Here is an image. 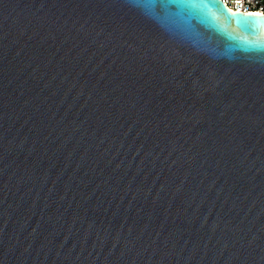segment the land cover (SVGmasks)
Masks as SVG:
<instances>
[{
	"label": "water",
	"instance_id": "95a60500",
	"mask_svg": "<svg viewBox=\"0 0 264 264\" xmlns=\"http://www.w3.org/2000/svg\"><path fill=\"white\" fill-rule=\"evenodd\" d=\"M257 14L0 0V264H264Z\"/></svg>",
	"mask_w": 264,
	"mask_h": 264
},
{
	"label": "built area",
	"instance_id": "2783aa9c",
	"mask_svg": "<svg viewBox=\"0 0 264 264\" xmlns=\"http://www.w3.org/2000/svg\"><path fill=\"white\" fill-rule=\"evenodd\" d=\"M232 11L264 14V0H223Z\"/></svg>",
	"mask_w": 264,
	"mask_h": 264
},
{
	"label": "snow or ice",
	"instance_id": "6c2138e0",
	"mask_svg": "<svg viewBox=\"0 0 264 264\" xmlns=\"http://www.w3.org/2000/svg\"><path fill=\"white\" fill-rule=\"evenodd\" d=\"M257 15H264V14H257Z\"/></svg>",
	"mask_w": 264,
	"mask_h": 264
}]
</instances>
